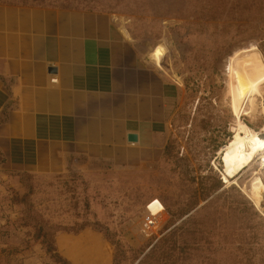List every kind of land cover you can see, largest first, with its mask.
Here are the masks:
<instances>
[{"label": "rangeland", "instance_id": "obj_1", "mask_svg": "<svg viewBox=\"0 0 264 264\" xmlns=\"http://www.w3.org/2000/svg\"><path fill=\"white\" fill-rule=\"evenodd\" d=\"M0 2L107 12L177 87L161 149L147 161L58 173L0 166V264H264L261 153L238 175L220 153L238 121L232 71L264 64V0ZM263 86L239 115L261 137Z\"/></svg>", "mask_w": 264, "mask_h": 264}, {"label": "crops", "instance_id": "obj_2", "mask_svg": "<svg viewBox=\"0 0 264 264\" xmlns=\"http://www.w3.org/2000/svg\"><path fill=\"white\" fill-rule=\"evenodd\" d=\"M176 90L107 12L0 2V166L147 161Z\"/></svg>", "mask_w": 264, "mask_h": 264}, {"label": "bare ground", "instance_id": "obj_3", "mask_svg": "<svg viewBox=\"0 0 264 264\" xmlns=\"http://www.w3.org/2000/svg\"><path fill=\"white\" fill-rule=\"evenodd\" d=\"M264 85V64L252 65L249 68L233 69L230 83L229 98L230 107L238 118L237 124L232 128L233 135L224 144L220 153H223L224 167L234 175H238L246 167H249L258 153H261V164L264 172V137L259 136L240 120V113L244 103L248 102L249 111H253L255 96H261ZM264 87V86H263ZM243 114H247V111ZM249 114V113H248ZM249 183V192L252 199L260 201L259 175L253 171ZM225 182H229L224 177Z\"/></svg>", "mask_w": 264, "mask_h": 264}, {"label": "built area", "instance_id": "obj_4", "mask_svg": "<svg viewBox=\"0 0 264 264\" xmlns=\"http://www.w3.org/2000/svg\"><path fill=\"white\" fill-rule=\"evenodd\" d=\"M151 225H152V224L150 223V224L146 225V227H147V228H150V227H151Z\"/></svg>", "mask_w": 264, "mask_h": 264}]
</instances>
